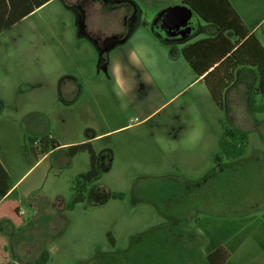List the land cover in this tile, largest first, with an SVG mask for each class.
I'll return each mask as SVG.
<instances>
[{"label": "rangeland", "instance_id": "rangeland-1", "mask_svg": "<svg viewBox=\"0 0 264 264\" xmlns=\"http://www.w3.org/2000/svg\"><path fill=\"white\" fill-rule=\"evenodd\" d=\"M138 1L153 28L139 27L133 38L140 40L119 44L109 56L93 42L77 44L73 15L61 0L0 32V158L10 172V184L19 179L4 200H15L22 208L30 239L26 251L15 249L14 264L32 263L45 244L51 254L46 264H150L155 252L159 264H192L187 251L169 250L166 263L161 248L147 252L146 245L144 259L133 241L151 227L158 232L169 227L171 237L191 232L195 243L200 231V250L223 246L230 253L225 264H264L263 171L254 170L251 162L224 157L233 163L230 169L221 165L204 186L198 222L183 218V193L187 195L191 184L182 179L184 170L193 172L185 165L184 149L202 146L205 139L218 148L217 139H209L217 116L234 130L247 132V158L263 159L256 149L264 151V113L249 110L247 94L239 106L228 103L217 111L202 85L186 86L193 74L180 49L211 36L212 28L195 15L193 31L164 35L155 26L157 15L182 0ZM229 1L247 27L260 21L255 34L264 41V0ZM62 19L66 27H59ZM58 35L77 41L75 65L56 56L53 38ZM67 67L78 79L89 80L87 91L80 83L83 91L72 106L59 99L58 72ZM255 99L258 103L261 96ZM32 110L40 112L30 113L38 116L27 129L26 114ZM246 114L259 120L253 128L241 120ZM41 136H52L59 147L36 157L27 138ZM87 141L100 175L89 185L85 200L67 209L76 182L89 167L87 152L70 156L68 147ZM112 193L123 196L114 198ZM141 197L144 201L138 203Z\"/></svg>", "mask_w": 264, "mask_h": 264}, {"label": "crops", "instance_id": "crops-1", "mask_svg": "<svg viewBox=\"0 0 264 264\" xmlns=\"http://www.w3.org/2000/svg\"><path fill=\"white\" fill-rule=\"evenodd\" d=\"M55 0H50L44 5L37 8L34 12L24 17L25 19L28 17H31L35 15L36 13L43 10L45 7L50 5ZM62 1V7L70 12L73 15L72 25L74 26L75 33H76V40L73 41L69 38H65L62 35L55 36L53 39L57 43V46L55 47L57 49L56 56H65L69 61L68 65L71 66L75 65L74 59H75V42L77 44L80 42L88 41L93 42L97 45V49L99 52L107 54L106 56H109V53L117 48L119 44H125L129 42L133 36L135 35L136 31L140 27L148 29L153 28L152 21H149L145 14L143 13L141 9V5L138 0H61ZM155 4V2H154ZM67 12V13H68ZM145 16V17H144ZM260 22V21H259ZM255 24L253 27H248L249 31L253 33L261 42V44L264 46V41L261 39L260 36L255 34V27L259 24ZM48 22H44V25H46ZM212 28L211 30V36H214L217 32V29L213 25H209ZM63 26L66 27V21L64 19L59 21V27ZM156 26V21H155ZM140 40V36L136 37L133 40ZM43 46H45L46 41L41 42ZM105 44L102 47L99 45ZM110 61L108 59L107 63L104 65V73L108 76L110 74ZM187 64V63H186ZM60 68L61 70L58 72L61 76L59 80V99L63 102V104L67 105H74L75 102L79 99L81 96V93L83 91V87H80V83L84 84L87 91V84L89 80L86 76H82L79 79L77 78V73H75V70L73 71L72 67ZM257 83V75L256 71L253 68L250 67H240L235 70L234 72V80L232 84L224 91L223 98H224V107L222 110L225 109L226 105L231 103L233 106H239V99L244 95L247 94V106L249 110L251 111L249 107V99L251 96V93L253 91V88L255 87ZM195 85L200 84L202 85L203 89L207 91L202 81L198 78H196L193 75L192 80L186 85ZM250 84L249 91L245 88ZM27 90L30 91L32 89L31 85H26ZM208 92V91H207ZM246 92V93H244ZM209 94V93H208ZM214 103V102H213ZM215 104V103H214ZM216 106V105H215ZM228 106V105H227ZM69 107V106H68ZM217 111H221L217 108ZM34 112H40L36 110H32L26 115L28 116L30 113ZM218 116L215 117L214 124H213V130L212 133L209 135L210 140H216L219 141L221 135H222V127L219 122ZM223 119V118H222ZM241 120L244 122H247L248 124H251L247 128H253L255 123H257L259 120L255 118L252 114H246L241 117ZM200 129V128H197ZM196 129V130H197ZM240 133H245L247 136V144L249 143V137L247 135L246 131L238 130ZM190 139L192 141L196 140L197 138L195 136H191ZM206 140V139H205ZM204 142L202 143V146L196 143V147H188L184 149V155L188 156V159L185 162V165H188L190 169H193L192 174H190L189 171H185V174L183 175L182 179L185 180L186 183L191 184L189 191L187 187V195L183 193V197L186 198V210L185 213L187 215H184L183 218L186 219H194L196 222L199 221V219L202 216V211L204 208L201 207V203L204 201V186L208 185L209 181H211V177L215 175L216 172L221 170V165L225 166V169H230L227 166H231L233 162L224 161V157H226L220 147L219 144L218 148L211 142ZM247 144L245 146V149L247 147ZM244 149V152L241 156L237 158H228L227 159H234V162L238 161H247L251 162V166L254 168H259V170H262L264 174V158H247L246 150ZM256 154L258 155H264V151L260 150V148L256 149ZM210 155V158H202L200 156ZM0 163L3 165L7 173L10 175V172L6 165L3 163L2 159L0 158ZM262 167V168H261ZM188 173V174H187ZM19 179H17L15 182L10 184V177H9V189L5 193H0V203L7 198L10 191L13 189V187L17 184ZM191 188H193L191 190ZM184 191V192H186ZM112 197V196H111ZM144 199V198H143ZM141 198L137 199L138 203H142L141 201H144ZM20 213L23 215V210L20 208ZM171 217L170 215H168ZM169 217H165V219H169ZM181 218V217H180ZM26 223H24L21 227H14L9 220L2 219L0 220V233L6 238L7 242V249H8V255L10 257V262L5 264H14L15 261V249L18 251L24 252L29 248L30 246V239L26 235L25 226ZM172 231L169 227L164 228L163 230L159 231L151 227L149 229H146L140 233H138L134 237V241L136 243V250H140L141 254L143 249V245H146V250L152 251V250H159L161 248V251L163 252V259L167 263L169 260L166 255V252L169 250H181L182 254L186 251L188 254H191L192 261L189 262L192 264H204L203 261L205 259V256L210 253L215 248L219 247L216 246L212 248L207 253H203L201 248V243H203V237L201 236L200 231L199 233V242H193L190 235H192L191 232H181L176 233L175 236L171 237ZM173 234V233H172ZM196 235V233H194ZM16 235V238H15ZM145 243H144V242ZM47 250V246L45 244L44 248ZM154 250V251H155ZM201 251V252H200ZM49 254L48 260L51 259V254L49 250H47ZM140 254V255H141ZM156 255V252L154 253ZM143 257L145 259L146 253L143 252ZM151 257V263L150 264H159V259H157V256ZM157 259V260H156ZM47 260V262H48ZM196 260L197 262L195 263ZM142 261V260H141ZM46 262V263H47ZM186 262L188 263L187 259ZM29 264V263H27ZM31 264V263H30ZM168 264V263H167Z\"/></svg>", "mask_w": 264, "mask_h": 264}, {"label": "trees", "instance_id": "trees-1", "mask_svg": "<svg viewBox=\"0 0 264 264\" xmlns=\"http://www.w3.org/2000/svg\"><path fill=\"white\" fill-rule=\"evenodd\" d=\"M50 0H0V32L19 22L40 6ZM181 4L189 7L205 23L216 27L214 36L193 41L180 49V54L189 66L192 74L200 79L219 110L224 107V91L232 84L234 72L240 67L255 69L257 83L249 99V107L254 113H264V46L249 31L229 0H182ZM193 28L190 31H193ZM261 96L256 102L255 97ZM38 114H29L25 120L28 129ZM222 135L218 141L222 153L228 158H237L244 152L247 136L231 128L221 118ZM33 154L42 157L59 147L52 136L28 137ZM36 145V146H35ZM70 156L79 152H87L89 167L73 188V198L67 204L72 209L77 203L85 200L88 187L100 175L97 157L89 141L71 144L68 147ZM9 175L0 163V193L9 189ZM121 193H112V197L121 198ZM4 204L8 206L4 209ZM7 219L14 227H21L25 221L20 207L15 200H3L0 203V220ZM109 236V234H108ZM110 241L112 242L110 236ZM6 238L0 233V264L10 262ZM230 253L219 246L205 256V264H225ZM49 258L47 250L42 249L31 264H46Z\"/></svg>", "mask_w": 264, "mask_h": 264}, {"label": "water", "instance_id": "water-1", "mask_svg": "<svg viewBox=\"0 0 264 264\" xmlns=\"http://www.w3.org/2000/svg\"><path fill=\"white\" fill-rule=\"evenodd\" d=\"M196 14L183 4L170 5L156 17V28L164 35H172L193 28L192 19Z\"/></svg>", "mask_w": 264, "mask_h": 264}]
</instances>
